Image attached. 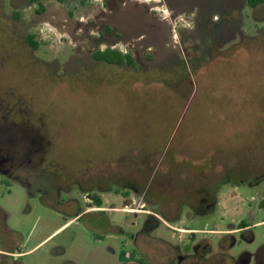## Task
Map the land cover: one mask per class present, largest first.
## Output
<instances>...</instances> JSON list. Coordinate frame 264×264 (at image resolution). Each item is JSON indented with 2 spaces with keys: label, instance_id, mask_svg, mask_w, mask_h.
<instances>
[{
  "label": "rangeland",
  "instance_id": "374dc122",
  "mask_svg": "<svg viewBox=\"0 0 264 264\" xmlns=\"http://www.w3.org/2000/svg\"><path fill=\"white\" fill-rule=\"evenodd\" d=\"M87 1L0 0V86L29 106L31 133L22 143L51 147L38 153L5 137L0 150L27 162L22 174L52 176L46 182L52 185L54 173L45 171L52 162L68 178L99 170L102 185L109 184L105 171L127 165L133 173L131 208L138 213L114 215L122 230L134 232L144 222V153L155 163L176 154L188 157L185 152L203 157L211 149L213 158L264 164V4L252 12L245 0H177V6L163 2L159 15L138 4L104 7L102 0ZM103 24L129 29L122 39L126 47H118L130 50L133 66L94 58L100 48L96 31ZM26 33L39 42L35 53L23 43ZM108 54L113 60L124 57L114 50ZM44 61L59 67L47 70ZM18 118L8 119L21 125ZM259 179L248 170L234 174L237 188L222 189L214 212L201 215L193 207L197 218L180 222L227 230L244 220V236L227 237L234 243L228 253L237 256L244 249L264 261V209L256 205L260 194L248 189ZM66 182L77 200L67 206L27 203L21 187L0 198L22 252L15 264H122L113 237L121 236V229H105L93 213L75 217L85 208L83 189L75 180ZM174 201L186 206L180 196ZM115 206L124 208V202L118 199ZM137 242L144 253V232Z\"/></svg>",
  "mask_w": 264,
  "mask_h": 264
},
{
  "label": "flooded vegetation",
  "instance_id": "af4514ba",
  "mask_svg": "<svg viewBox=\"0 0 264 264\" xmlns=\"http://www.w3.org/2000/svg\"><path fill=\"white\" fill-rule=\"evenodd\" d=\"M170 1H173L174 6L178 5L177 0H157L155 2H166L171 5ZM245 4L247 5V0H245ZM263 4L264 0L257 6L249 8L253 12ZM163 11V8L158 10L159 15ZM261 11L264 13V7L261 8ZM36 12L38 13L37 10ZM12 16H15L14 12H12ZM123 27L128 29L126 25ZM29 35L33 34L26 33L23 36V43L27 44V48L32 53H35L39 45L37 48L32 47L27 40ZM128 35L129 30L118 33L110 30L106 24L101 25L99 31H96L95 38L100 48H97L94 53L114 50L123 54L126 59L127 56L130 57L133 64H124L133 66L135 61L130 50L121 51V48L118 47L120 44L126 47V43L122 39L127 38ZM153 56H156V51ZM94 58L100 60L97 56ZM144 60L151 61L148 57H145ZM43 65L47 70L59 67V63H53L52 66L50 62L46 61L43 62ZM21 98L13 90L0 86V142L6 137L10 142L23 145L25 150L38 151V153L48 152L51 149L48 142L42 144V142L34 140L22 143L25 138L30 137L31 127L26 119L29 106L22 103ZM11 115L19 117L18 119L23 121L21 125L13 121L10 122L8 118ZM25 119L26 121H24ZM14 130L16 135L13 133ZM205 150L207 152L203 157H197V151L194 153L185 152L188 157L179 158V154H176L172 159L167 161L159 159L155 163L147 153H144V169H142L145 183L144 205L142 203L144 208L140 210L141 213H144V222L134 232L122 230L123 228L114 215L118 210L134 211L131 208L133 173L132 168L127 165L123 167L119 163L114 164L102 176L105 177L104 179H108L109 184L101 185L99 170L93 176H82V179L80 177L68 178L64 172L65 169L57 170L54 166H59V164L49 162L47 163L48 168L45 170L46 175L54 173L53 176H55L54 183L50 185L46 182H52L53 178L49 180V177L52 176L42 178L41 175H35L36 178H33L30 173L22 174L27 162L17 157H5L0 150V198H3L5 193L10 195L12 187H21L27 203L34 199L39 206L45 208L51 207L53 201L67 206L77 202L73 196H70L73 190L68 188V183L62 184V180L69 182L71 179L75 180L76 185L83 189L81 190L82 198L85 202V208L77 212L75 217L81 213H93L105 229H121L122 235H115L113 236L115 239H113L118 246L117 259L122 264L133 261L131 255L134 249L138 252L141 260H144V264H264L262 259L254 258L253 253L244 251V249L238 251L237 256L228 253V249L233 247L234 243L229 244L226 241L227 237L235 233H238L240 238L243 237L248 226L244 220L232 224L231 228L227 230L195 229L180 222L184 218L188 220L197 218L196 210L195 214L191 211L193 207L202 210L201 215L214 212L222 189L224 187L237 188L238 185L232 182V176L240 174L243 170L261 176V179L248 189H254L260 194L256 205L264 209V164L260 162L242 163L233 158H213L210 154L212 150ZM82 181L85 182L84 186ZM91 182L93 184H90ZM261 183L262 188H260ZM178 190H180L179 193L176 192ZM179 196L183 202H186V206L188 204L187 207L181 206L179 202L174 203V199ZM118 199L124 202V208L115 206ZM134 212L138 213V211ZM7 220L8 212L0 205V264H15V258L22 252L20 245L16 242L15 230L8 225ZM142 232H144V253L137 242Z\"/></svg>",
  "mask_w": 264,
  "mask_h": 264
},
{
  "label": "trees",
  "instance_id": "16d2710c",
  "mask_svg": "<svg viewBox=\"0 0 264 264\" xmlns=\"http://www.w3.org/2000/svg\"><path fill=\"white\" fill-rule=\"evenodd\" d=\"M263 0H247V6L252 8V7H255L257 6L259 3H261ZM43 10V7L40 6V8L37 10L38 12L39 11H42ZM29 44L34 47V48H37L38 45H39V42L37 40L34 39L33 35H29L28 38H27ZM96 56L100 59V60H103V61H106L108 63H118V64H121V63H127V64H133V60L127 56V59L126 58H120L119 60H113L110 58L109 54H108V51H105V52H101V53H97ZM132 259L133 260H141V258L139 257L138 255V252L134 249L133 250V253L131 255Z\"/></svg>",
  "mask_w": 264,
  "mask_h": 264
},
{
  "label": "crops",
  "instance_id": "0c3cea01",
  "mask_svg": "<svg viewBox=\"0 0 264 264\" xmlns=\"http://www.w3.org/2000/svg\"><path fill=\"white\" fill-rule=\"evenodd\" d=\"M91 1H93V0H88L87 1V4L89 5V4H91ZM155 1H157V0H102V3H103V6L104 7H109L108 5H109V2H118V3H122V6L124 5V4H130V5H139V7H144V6H146V7H148V10L149 11H151L152 13L153 12H155V10L156 11H158V9H159V6H161V8H160V10L163 8V6H164V4H163V2H155ZM110 9V8H109ZM108 26V28L110 29V30H113V31H116V32H118V33H120V32H124L125 30H129V29H126L125 27H123V26H121L120 28H119V26L118 27H116L117 29L115 30V29H111L110 28V26L109 25H107ZM130 32V31H129ZM142 34L141 35H136V36H134V37H141V36H143V32H141Z\"/></svg>",
  "mask_w": 264,
  "mask_h": 264
}]
</instances>
